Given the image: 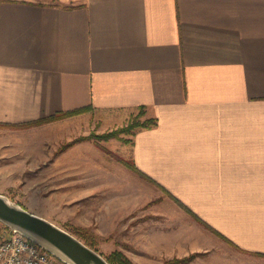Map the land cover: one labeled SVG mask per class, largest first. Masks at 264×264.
Masks as SVG:
<instances>
[{
    "label": "crops",
    "instance_id": "0c3cea01",
    "mask_svg": "<svg viewBox=\"0 0 264 264\" xmlns=\"http://www.w3.org/2000/svg\"><path fill=\"white\" fill-rule=\"evenodd\" d=\"M85 106L46 126L116 127L143 107L156 124L129 146L142 176L215 231L201 243L264 255V0H0V123ZM151 236L167 254L202 248L190 226Z\"/></svg>",
    "mask_w": 264,
    "mask_h": 264
},
{
    "label": "rangeland",
    "instance_id": "374dc122",
    "mask_svg": "<svg viewBox=\"0 0 264 264\" xmlns=\"http://www.w3.org/2000/svg\"><path fill=\"white\" fill-rule=\"evenodd\" d=\"M81 1L68 0V3ZM78 114L26 127L0 126L5 130L0 131L1 194L92 244L90 247L106 260L111 253L119 251L132 264H215L220 250L227 256L225 264H264L262 254L215 248L216 238L201 243L207 232L215 233L197 219L198 229L193 221L183 219L182 212L172 205L162 189L157 190L148 178L129 167L130 136H99L125 125L129 118L116 127H105L103 122L93 127L95 124L87 125L75 118L60 124L58 130L64 128L62 136L56 126H46ZM144 118H148L145 113L140 119ZM86 136L90 137L77 139ZM122 138L129 141L124 142ZM74 139L75 142L67 145ZM2 144L10 153H1ZM25 148H30L29 154H25ZM5 163L13 167L4 171ZM126 194L138 199L139 207L131 214L122 215L114 211L110 198L118 201ZM150 214L154 217H146ZM184 226L187 229L190 226L191 236L199 240L202 248H185L188 251L181 256L177 255L176 248L169 254L151 248L153 231L180 232ZM7 236L5 233L4 237ZM191 254L195 255L187 262H170Z\"/></svg>",
    "mask_w": 264,
    "mask_h": 264
},
{
    "label": "water",
    "instance_id": "95a60500",
    "mask_svg": "<svg viewBox=\"0 0 264 264\" xmlns=\"http://www.w3.org/2000/svg\"><path fill=\"white\" fill-rule=\"evenodd\" d=\"M0 223L42 246L65 264H110L96 250L50 220L0 193Z\"/></svg>",
    "mask_w": 264,
    "mask_h": 264
},
{
    "label": "trees",
    "instance_id": "16d2710c",
    "mask_svg": "<svg viewBox=\"0 0 264 264\" xmlns=\"http://www.w3.org/2000/svg\"><path fill=\"white\" fill-rule=\"evenodd\" d=\"M88 107H80V108H76V109H72L69 111H64V112H56L50 116L47 117H43L37 120H33L30 122H23V123H18V124H4V123H0V126H7V127H22V126H31V125H35V124H39V123H44L47 121H51V120H55L58 118H62L64 116H69V115H73V114H78L84 110H86ZM145 111L143 107H138L136 112L134 114H132L127 123L119 128H116L108 133L99 135L100 137H104V138H110V137H118L120 134H124V135H129L130 139L134 136V134L141 129H148L151 128L153 126H155L156 124V119L154 117H148V118H144V119H140L143 115H144ZM92 135V134H90ZM90 136H86V137H78V140H82L85 138H88ZM132 140V139H131ZM76 139L72 140L71 142H69L67 145L72 144L73 142H75ZM122 141L127 142L129 141V139L127 138H122ZM131 142V141H130ZM130 162L128 165L131 169H133L134 171L139 172V170L135 167L133 161L130 158ZM139 174H141L139 172ZM143 175V174H141ZM149 179V178H148ZM197 219V218H195ZM199 222H201L199 219H197ZM205 227H207L209 230H212L214 233L215 231L213 229H211L208 225H206L205 223L201 222ZM8 229L7 227H5L3 224L0 223V238L1 240L4 238L5 233H7ZM85 244H87L88 246H92V244L87 243L86 241H84ZM195 254H191L189 256H186L184 258H180V259H172L170 262L171 263H180V262H187L189 260H191L194 257ZM107 260L111 263V264H132L131 262H129V260L119 251H115L113 253H111V255L107 258Z\"/></svg>",
    "mask_w": 264,
    "mask_h": 264
},
{
    "label": "built area",
    "instance_id": "2783aa9c",
    "mask_svg": "<svg viewBox=\"0 0 264 264\" xmlns=\"http://www.w3.org/2000/svg\"><path fill=\"white\" fill-rule=\"evenodd\" d=\"M0 240V264H65L17 231Z\"/></svg>",
    "mask_w": 264,
    "mask_h": 264
},
{
    "label": "bare ground",
    "instance_id": "6f19581e",
    "mask_svg": "<svg viewBox=\"0 0 264 264\" xmlns=\"http://www.w3.org/2000/svg\"><path fill=\"white\" fill-rule=\"evenodd\" d=\"M61 260V259H60Z\"/></svg>",
    "mask_w": 264,
    "mask_h": 264
}]
</instances>
